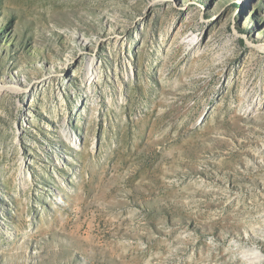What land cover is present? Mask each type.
<instances>
[{
    "label": "rangeland",
    "instance_id": "1",
    "mask_svg": "<svg viewBox=\"0 0 264 264\" xmlns=\"http://www.w3.org/2000/svg\"><path fill=\"white\" fill-rule=\"evenodd\" d=\"M0 264H264V0H0Z\"/></svg>",
    "mask_w": 264,
    "mask_h": 264
},
{
    "label": "bare ground",
    "instance_id": "2",
    "mask_svg": "<svg viewBox=\"0 0 264 264\" xmlns=\"http://www.w3.org/2000/svg\"><path fill=\"white\" fill-rule=\"evenodd\" d=\"M255 258H256V259H258V257H257V256H253V259H255Z\"/></svg>",
    "mask_w": 264,
    "mask_h": 264
}]
</instances>
